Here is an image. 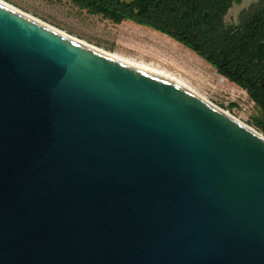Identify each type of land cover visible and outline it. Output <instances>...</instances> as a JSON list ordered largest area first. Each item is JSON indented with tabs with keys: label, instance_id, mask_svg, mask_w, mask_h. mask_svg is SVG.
I'll return each mask as SVG.
<instances>
[{
	"label": "water",
	"instance_id": "obj_1",
	"mask_svg": "<svg viewBox=\"0 0 264 264\" xmlns=\"http://www.w3.org/2000/svg\"><path fill=\"white\" fill-rule=\"evenodd\" d=\"M0 264H264V136L0 2Z\"/></svg>",
	"mask_w": 264,
	"mask_h": 264
},
{
	"label": "rangeland",
	"instance_id": "obj_2",
	"mask_svg": "<svg viewBox=\"0 0 264 264\" xmlns=\"http://www.w3.org/2000/svg\"><path fill=\"white\" fill-rule=\"evenodd\" d=\"M1 1L89 45L107 52H120L153 62L156 66L164 68L180 78L198 95L203 96L264 136V130L255 122L257 118H261V110L251 100L247 92L221 76L211 64L169 36L151 28L126 22L112 24L99 19L98 21L92 20V24L89 25L79 24V22L75 24L47 16V12L39 8L35 9L30 0ZM263 2L264 0L234 2L224 17L225 23L229 25L238 23L245 10ZM164 41L172 42L189 55L181 58L176 57L173 59L174 62L171 61L173 54L167 53L169 59L163 58L160 54L166 55L164 52L168 50V45ZM141 45L147 52L137 49ZM151 49H157V52L155 53Z\"/></svg>",
	"mask_w": 264,
	"mask_h": 264
},
{
	"label": "trees",
	"instance_id": "obj_3",
	"mask_svg": "<svg viewBox=\"0 0 264 264\" xmlns=\"http://www.w3.org/2000/svg\"><path fill=\"white\" fill-rule=\"evenodd\" d=\"M238 1L195 0V12L207 11L205 15L194 16L189 15L183 4L179 7L177 39L211 64L221 76L247 92L261 110V118L255 122L264 130V2L245 10L238 23H224L218 27L223 14ZM172 8L173 0H155L154 9L144 22L174 37ZM146 12L144 9L143 14Z\"/></svg>",
	"mask_w": 264,
	"mask_h": 264
},
{
	"label": "flooded vegetation",
	"instance_id": "obj_4",
	"mask_svg": "<svg viewBox=\"0 0 264 264\" xmlns=\"http://www.w3.org/2000/svg\"><path fill=\"white\" fill-rule=\"evenodd\" d=\"M30 3L35 9L39 8L47 12V16L75 24L79 22V24L89 25L92 24V20L98 21L100 19L112 24L126 22L144 28H151L144 20L149 17V12L153 11L155 0H30ZM183 4L190 16L205 15L207 10L204 9L200 13L195 12V0H173L171 31L174 33V37L170 38L185 47L177 39L180 34L177 23L180 15L179 7H182ZM143 8L147 9L145 15L143 14ZM225 15L223 14L218 27L224 25ZM190 51L197 54L193 49H190Z\"/></svg>",
	"mask_w": 264,
	"mask_h": 264
},
{
	"label": "bare ground",
	"instance_id": "obj_5",
	"mask_svg": "<svg viewBox=\"0 0 264 264\" xmlns=\"http://www.w3.org/2000/svg\"><path fill=\"white\" fill-rule=\"evenodd\" d=\"M0 2H2V3H4V4H6V5L12 7L13 9H15V10L21 12L20 10L14 8V6H11V5L8 4V3H5V2H3V1H1V0H0ZM21 13H23V14H25V15H27V16H30V15L24 13V12H21ZM30 17L33 18V19H35V20H37V21H39V22H41V23H43V24H45V25H47V26H50V25L44 23L43 21L38 20L37 18H35V17H33V16H30ZM50 27H52V26H50ZM52 28H54V27H52ZM54 29H56V28H54ZM56 30H58V29H56ZM58 31H60V30H58ZM60 32H62V31H60ZM62 33H64V32H62ZM64 34H66V33H64ZM66 35H68V34H66ZM68 36H70V35H68ZM70 37H72V36H70ZM73 38H74V37H73ZM75 39H76V38H75ZM77 40H78V39H77ZM79 41H80V40H79ZM81 42H83V41H81ZM164 42L168 45V48H167L168 50H167L166 52H164V53H166V55H168V56H166V55H164V54H160L163 58H165V59H169V54H167V53L173 54V57H172L171 55H170V56L172 57L171 61L174 62L173 59H176V57H180V58H181L182 56H187V55H189L188 53L183 52L179 47H177V46H176L175 44H173L172 42H169V41H164ZM83 43H85V42H83ZM86 44H87V43H86ZM91 46H93V45H91ZM93 47L96 48V49H98V50H100V51H102V52H104V53H106V54H108V55H110V56H112V57H114V58H116V59H118V60H121V61H123V62L129 63V64H132V65H136V66H138V67H140V68H143V69H145V70H148V71H151V72H154V73H157V74L163 75V76L168 77L169 79L174 80L175 82H178V83L182 84L183 86H186L187 88L191 89V88H190L185 82H183L180 78L174 76L172 73H170V72L167 71L166 69L161 68V67H159V66H156V65H155L153 62H151V61H147V60L144 59V58H137V57H135V56H130V55L122 54V53H120V52H107V51H104V50H102V49H99L98 47H95V46H93ZM137 49L140 50L141 52H142V51L147 52V50H144V46H142V45H141V46H138ZM151 50H153L155 53L157 52V49H151ZM175 62H176V61H175ZM191 90L194 91L193 89H191ZM194 92H195V91H194ZM195 93H196V92H195ZM202 97H203V96H202ZM206 100H207V99H206Z\"/></svg>",
	"mask_w": 264,
	"mask_h": 264
}]
</instances>
